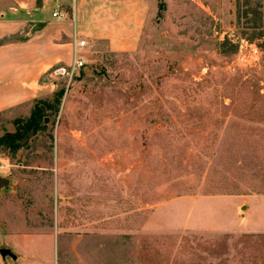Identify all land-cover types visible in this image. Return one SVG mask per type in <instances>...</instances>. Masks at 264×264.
<instances>
[{"label": "rangeland", "instance_id": "rangeland-1", "mask_svg": "<svg viewBox=\"0 0 264 264\" xmlns=\"http://www.w3.org/2000/svg\"><path fill=\"white\" fill-rule=\"evenodd\" d=\"M40 3L19 14V40L52 21ZM155 3L132 44L84 39L73 75L64 47L37 97L0 112L2 137L44 111L17 149L0 148V249L15 256L0 264H27L20 247L38 248L41 264H71L77 243L98 248L96 264H264V234L143 226L159 205L217 197L196 203L201 222L237 229L232 199L219 196L264 194V0ZM119 15L110 19L124 33ZM67 20L68 37L62 22L51 26L61 43L72 42Z\"/></svg>", "mask_w": 264, "mask_h": 264}, {"label": "crops", "instance_id": "crops-1", "mask_svg": "<svg viewBox=\"0 0 264 264\" xmlns=\"http://www.w3.org/2000/svg\"><path fill=\"white\" fill-rule=\"evenodd\" d=\"M40 2L48 4L53 12L55 8L53 0H0V112L24 106L37 97L41 91L39 80L51 69L53 61L57 60L53 56H61L64 47H69L70 55L72 54L74 35L83 41L103 39L105 43L115 47L129 45L136 40L138 33H142L143 29L147 28L149 11L157 10L155 0H78L72 21L74 33L71 43H61L62 34L51 31V26L57 22L52 16V21L47 22L34 33L29 32L24 40H19L17 36L20 27L19 14L29 10L39 11L38 4L42 5ZM113 13L120 14L117 23L122 22L125 26L124 33L117 32L119 26L115 25L116 21L110 19ZM59 22L67 26L68 37L70 34L68 29L71 32V22L69 20ZM57 46L63 48H53ZM219 197L232 199L233 214L238 221L237 229L223 222L212 225L213 227H206L207 225L201 222L204 221L203 214L195 211L196 203L217 197H182L159 205L146 219L143 224L144 229L156 235L180 232L264 234L263 193ZM240 225L246 226L239 230ZM49 233L48 236L13 233V236L42 242L46 237L49 240L51 237L53 239L54 236ZM94 251L98 252V248ZM94 251L77 243L66 256L71 264H96ZM17 254L19 260L24 263L41 264L38 248L28 252L20 247L17 249Z\"/></svg>", "mask_w": 264, "mask_h": 264}, {"label": "built area", "instance_id": "built-area-1", "mask_svg": "<svg viewBox=\"0 0 264 264\" xmlns=\"http://www.w3.org/2000/svg\"><path fill=\"white\" fill-rule=\"evenodd\" d=\"M55 8L51 14L56 21H66L71 18L74 21V14L78 0H53ZM71 17H69L70 15ZM86 46V42L80 40L76 35L73 36L72 42V61L69 68V74L73 75L83 66L81 59L77 57L78 50Z\"/></svg>", "mask_w": 264, "mask_h": 264}, {"label": "trees", "instance_id": "trees-1", "mask_svg": "<svg viewBox=\"0 0 264 264\" xmlns=\"http://www.w3.org/2000/svg\"><path fill=\"white\" fill-rule=\"evenodd\" d=\"M58 98H61V94H59ZM43 117L44 111L42 108L34 107L32 113L26 121H17L18 129L14 133L5 134L4 136L0 137V148L6 147L12 150L17 149L21 141L25 139L26 136L34 134L41 127V121H43Z\"/></svg>", "mask_w": 264, "mask_h": 264}, {"label": "water", "instance_id": "water-1", "mask_svg": "<svg viewBox=\"0 0 264 264\" xmlns=\"http://www.w3.org/2000/svg\"><path fill=\"white\" fill-rule=\"evenodd\" d=\"M64 73L65 70H60V72H56V74H64ZM6 184H7V180L0 177V191L3 187H5ZM0 256L2 259H4L5 256H9L10 258L15 259V256L9 250L6 249H0Z\"/></svg>", "mask_w": 264, "mask_h": 264}]
</instances>
